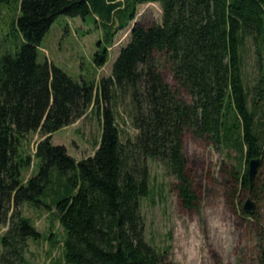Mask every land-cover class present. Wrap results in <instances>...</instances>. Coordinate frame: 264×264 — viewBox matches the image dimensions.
Returning <instances> with one entry per match:
<instances>
[{
  "label": "trees",
  "instance_id": "trees-1",
  "mask_svg": "<svg viewBox=\"0 0 264 264\" xmlns=\"http://www.w3.org/2000/svg\"><path fill=\"white\" fill-rule=\"evenodd\" d=\"M147 3L162 6V22L133 26L111 76L99 87L80 84L47 60L38 62L39 47L58 16L91 14L103 24L94 57L96 68L103 67L116 34ZM0 5L13 13L10 25L21 40L18 52L0 54V226H7L0 235V264H26L28 241L45 238L23 214L25 204L55 212L66 234L65 264H164V255L146 240L141 212V200L151 192L148 160L160 162L176 179L183 206L196 208L184 152L188 134L238 153L245 172L235 179L241 188H255L248 171L250 160L264 161V0H0ZM249 44L261 67L252 87L244 74ZM127 98L137 134L124 141L117 116ZM95 108L101 109V134L93 155L77 160L65 146L53 144L56 132ZM34 133L42 139L32 154L28 137ZM242 213L255 215L243 208ZM258 261L264 264V243Z\"/></svg>",
  "mask_w": 264,
  "mask_h": 264
},
{
  "label": "rangeland",
  "instance_id": "rangeland-1",
  "mask_svg": "<svg viewBox=\"0 0 264 264\" xmlns=\"http://www.w3.org/2000/svg\"><path fill=\"white\" fill-rule=\"evenodd\" d=\"M12 16L7 6L0 5V54H15L20 49L21 40L10 25ZM162 18L159 3L139 5L135 20L116 34L114 44L109 48V61L97 69L94 57L99 49L98 42L104 39L102 21L91 14L85 19L60 15L44 36L38 62L47 60L80 84L95 83L99 87L102 79L111 76L115 60L129 42L133 26L136 23L145 26L161 23ZM261 62L264 66V59ZM260 69L254 46L249 44L244 51L247 86L252 87ZM162 72L164 78L175 85L169 70ZM130 107L127 98L121 101L118 110L117 120L124 141L134 139L137 134ZM100 113L101 109L95 108L86 117L56 132L53 144L65 146L77 160L93 155L101 134ZM41 139L40 133L28 137L30 153H35ZM184 152L199 199L198 206L185 208L178 196L176 179L160 162L149 159L151 192L141 200L146 240L164 255V264H259L258 256L264 243V161L253 182L255 188L248 191L235 179L237 172H245V164L235 151L216 146L207 138L188 134ZM34 163L37 173L39 159L36 158ZM249 198L255 204L254 216L242 213ZM22 212L45 237L28 241L26 264H65L66 234L55 212L27 204L23 205ZM6 230L7 226H0V235ZM2 251L0 242V253Z\"/></svg>",
  "mask_w": 264,
  "mask_h": 264
},
{
  "label": "water",
  "instance_id": "water-1",
  "mask_svg": "<svg viewBox=\"0 0 264 264\" xmlns=\"http://www.w3.org/2000/svg\"><path fill=\"white\" fill-rule=\"evenodd\" d=\"M262 164V159L261 158H255L250 160L249 162V181H250V188L252 189L253 187V182L255 180V177L258 174L259 167ZM244 209L248 212H253L255 209V204L251 201L249 198L248 201L244 204Z\"/></svg>",
  "mask_w": 264,
  "mask_h": 264
}]
</instances>
